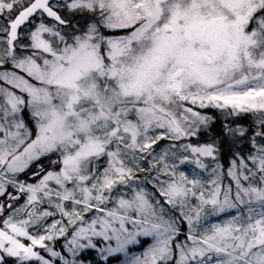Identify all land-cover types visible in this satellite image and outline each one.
Returning a JSON list of instances; mask_svg holds the SVG:
<instances>
[{"label": "snow or ice", "instance_id": "snow-or-ice-1", "mask_svg": "<svg viewBox=\"0 0 264 264\" xmlns=\"http://www.w3.org/2000/svg\"><path fill=\"white\" fill-rule=\"evenodd\" d=\"M0 264H264V0H0Z\"/></svg>", "mask_w": 264, "mask_h": 264}, {"label": "trees", "instance_id": "trees-1", "mask_svg": "<svg viewBox=\"0 0 264 264\" xmlns=\"http://www.w3.org/2000/svg\"><path fill=\"white\" fill-rule=\"evenodd\" d=\"M85 259H87V260H95V255L93 253H90L87 256H85Z\"/></svg>", "mask_w": 264, "mask_h": 264}]
</instances>
